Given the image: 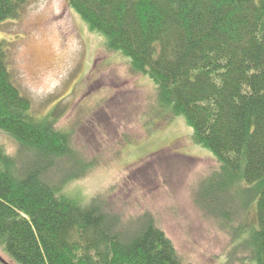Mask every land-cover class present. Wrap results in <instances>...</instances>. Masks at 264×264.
<instances>
[{
    "label": "trees",
    "instance_id": "obj_1",
    "mask_svg": "<svg viewBox=\"0 0 264 264\" xmlns=\"http://www.w3.org/2000/svg\"><path fill=\"white\" fill-rule=\"evenodd\" d=\"M30 1L0 0V23ZM67 2L154 82L157 114L183 117L213 153L218 168L197 201L232 237L226 262L264 264V0ZM10 59L0 39V132L19 146L9 154L0 144V248L18 264H194L150 212L124 220L103 194L65 189L92 163L77 161L55 114H34Z\"/></svg>",
    "mask_w": 264,
    "mask_h": 264
},
{
    "label": "rangeland",
    "instance_id": "obj_2",
    "mask_svg": "<svg viewBox=\"0 0 264 264\" xmlns=\"http://www.w3.org/2000/svg\"><path fill=\"white\" fill-rule=\"evenodd\" d=\"M0 39L34 114H55L56 129L71 132L77 161L92 163L68 183L70 194H103L124 220L150 212L186 261L228 264L232 237L197 201L200 183L218 168L215 157L194 142L183 117L157 114L149 77L106 49L67 0H31L19 18L0 23ZM0 144L9 154L19 148L3 132ZM3 261L18 264L0 248Z\"/></svg>",
    "mask_w": 264,
    "mask_h": 264
},
{
    "label": "flooded vegetation",
    "instance_id": "obj_3",
    "mask_svg": "<svg viewBox=\"0 0 264 264\" xmlns=\"http://www.w3.org/2000/svg\"><path fill=\"white\" fill-rule=\"evenodd\" d=\"M2 260V259H1ZM3 264H6V262L3 261Z\"/></svg>",
    "mask_w": 264,
    "mask_h": 264
}]
</instances>
